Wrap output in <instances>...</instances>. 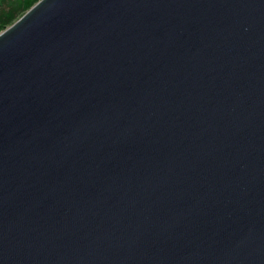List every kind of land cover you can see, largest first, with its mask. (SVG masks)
<instances>
[{
  "label": "water",
  "instance_id": "water-1",
  "mask_svg": "<svg viewBox=\"0 0 264 264\" xmlns=\"http://www.w3.org/2000/svg\"><path fill=\"white\" fill-rule=\"evenodd\" d=\"M0 264H264V0H40L2 31Z\"/></svg>",
  "mask_w": 264,
  "mask_h": 264
},
{
  "label": "trees",
  "instance_id": "trees-1",
  "mask_svg": "<svg viewBox=\"0 0 264 264\" xmlns=\"http://www.w3.org/2000/svg\"><path fill=\"white\" fill-rule=\"evenodd\" d=\"M40 0H0V33L13 25Z\"/></svg>",
  "mask_w": 264,
  "mask_h": 264
}]
</instances>
